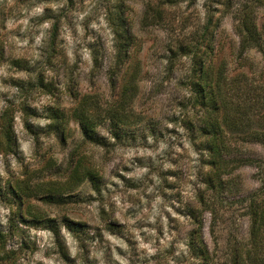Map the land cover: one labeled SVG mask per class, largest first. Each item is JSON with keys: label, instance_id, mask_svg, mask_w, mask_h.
Here are the masks:
<instances>
[{"label": "clouds", "instance_id": "clouds-1", "mask_svg": "<svg viewBox=\"0 0 264 264\" xmlns=\"http://www.w3.org/2000/svg\"><path fill=\"white\" fill-rule=\"evenodd\" d=\"M46 8L58 21L45 18ZM57 23L52 68L45 60ZM0 39L35 68L15 75L43 71L63 85L95 71L102 42L108 67L129 54L142 68L149 63V95L162 98L128 103L127 125L107 103L90 114L110 145L97 149V179L84 176L73 189L92 227L31 228L0 202V258H9L0 264H264V231L253 230L255 209L264 206V151L250 156L247 147H264V0H0ZM221 62L219 87L205 89L204 74ZM7 69L0 68L5 79L14 74ZM0 90L18 96L16 88ZM114 125L128 134L117 137ZM30 144L22 145L28 155ZM241 163L247 175L236 171ZM20 169L0 153V183Z\"/></svg>", "mask_w": 264, "mask_h": 264}, {"label": "rangeland", "instance_id": "rangeland-1", "mask_svg": "<svg viewBox=\"0 0 264 264\" xmlns=\"http://www.w3.org/2000/svg\"><path fill=\"white\" fill-rule=\"evenodd\" d=\"M135 2L136 0H129L130 5ZM45 18L58 21V17L48 8L45 9ZM144 24L145 27L148 26L147 19ZM57 34L58 23L53 26L48 57L45 60V64L52 68H55L53 57L57 55ZM94 59L93 73L70 78L66 85H63L59 75L49 78L43 71L38 72L35 79H24L15 74L30 76L35 68L30 66L25 56L14 54L0 39V68L7 64V70L14 73L6 79L0 76V85L18 89V96L13 94L14 99L8 98L10 93L0 90V99L9 105L8 108H0V153H6L21 163L18 174L0 183V202L13 205L16 208L14 215L20 216L28 227L50 230L56 234L61 227L76 233L83 228L92 227L87 223L88 209L81 197L73 193V189L89 173L93 174L90 175L94 180L97 179L94 168L97 149L110 145L107 137L97 130L98 125L90 114L98 111L102 103H107L108 111L117 112L120 121L116 122L127 125L129 121L123 110L128 103L136 101L139 107L148 99L153 103H160L162 100L159 96L149 95V63L142 68L140 61L129 54L119 70L115 87L111 88L108 72L112 67L107 66L102 42L94 51ZM130 74H136L137 83L134 86L124 83ZM45 97L49 98L48 101L38 108L36 104ZM16 98L20 99L19 104L15 103ZM74 112L81 116L83 113L88 118L87 122L93 128L92 137L83 135ZM40 120H47L49 123L41 126L37 123ZM113 132L121 138L128 134L123 126L114 125ZM29 139L31 155H28V148L22 147L29 143ZM247 147L250 156L264 151V147L255 143H250ZM236 171L245 175L249 173L247 165L238 167ZM247 224L248 220L243 219L241 228L246 229ZM12 227H15L14 223ZM112 230L115 231L116 227L113 226ZM60 250L62 256H66L62 246ZM8 259L0 258L5 262Z\"/></svg>", "mask_w": 264, "mask_h": 264}, {"label": "trees", "instance_id": "trees-1", "mask_svg": "<svg viewBox=\"0 0 264 264\" xmlns=\"http://www.w3.org/2000/svg\"><path fill=\"white\" fill-rule=\"evenodd\" d=\"M124 51L127 53L128 49L125 48ZM204 51H205V53H208L207 48H205ZM128 57H129V55L127 56V58ZM127 58H124L122 56L120 62L115 67H112L109 69L108 81H109L111 88L115 87L117 77H118V75H120L119 70H121V67ZM94 62H96L95 59H94ZM226 72H227V65H224L223 62L209 66V68L207 69V71L203 77V80L205 81V83H204L205 89H207L208 87H219L218 83H214V78L215 77H223V75ZM241 75H243V73L237 74L236 76L233 77V80L237 82L233 85L234 87H239V80H240ZM135 76H136V74H130L127 77L126 81H124V83H130V86H134V84L137 83L135 81ZM205 96L207 97V91H205ZM206 102H208L207 99H206ZM74 114L77 115L76 112H74ZM108 114L111 115L116 121H120L116 111H114V110L108 111ZM77 117L79 120L78 122L80 125V129H81L83 135H85L86 137H92L91 133H92L93 128L87 122L88 118L84 117L83 113H82V116L77 115ZM217 123H219V120H217ZM7 128H9V126H7ZM7 136H9V135H7ZM9 138L10 137L7 138L8 141L10 140ZM228 155H231V153H228ZM242 165H247V164L241 163L240 166H242ZM90 174L93 175L92 173H89V175ZM253 230L256 232L264 231V206H260V207H257L255 209L254 229Z\"/></svg>", "mask_w": 264, "mask_h": 264}]
</instances>
